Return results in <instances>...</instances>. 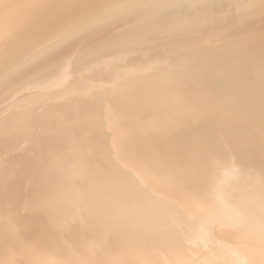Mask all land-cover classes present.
Wrapping results in <instances>:
<instances>
[{
	"label": "bare ground",
	"instance_id": "6f19581e",
	"mask_svg": "<svg viewBox=\"0 0 264 264\" xmlns=\"http://www.w3.org/2000/svg\"><path fill=\"white\" fill-rule=\"evenodd\" d=\"M0 264H264V0H0Z\"/></svg>",
	"mask_w": 264,
	"mask_h": 264
},
{
	"label": "water",
	"instance_id": "95a60500",
	"mask_svg": "<svg viewBox=\"0 0 264 264\" xmlns=\"http://www.w3.org/2000/svg\"><path fill=\"white\" fill-rule=\"evenodd\" d=\"M141 2H142V0H141ZM161 2L163 3L162 5H166V1H161ZM139 4L142 5V3H139ZM183 6L184 5H182V8H183ZM176 11H177V9L173 8V9L168 10V11L166 10L165 12H161L160 11V13L152 14L150 16V18H149V19H151L152 23L151 22L147 23L145 25V27H147V28L152 30V29H154V28L151 27L152 25L155 26L157 24H166V25H170L171 26L172 23H173V18L176 15ZM141 19L142 18H139V19L134 18L133 20L132 19H128L127 21L126 20L122 21L124 27L126 26L125 30H123L122 33L125 34V38L127 40L133 39L134 36H136L139 33V28H142ZM88 28H90V26L89 27L86 26V28H83V30H87ZM126 35H128V37H126Z\"/></svg>",
	"mask_w": 264,
	"mask_h": 264
},
{
	"label": "rangeland",
	"instance_id": "374dc122",
	"mask_svg": "<svg viewBox=\"0 0 264 264\" xmlns=\"http://www.w3.org/2000/svg\"><path fill=\"white\" fill-rule=\"evenodd\" d=\"M119 23H120V25H118ZM121 23L123 24V22H118V23H115V24L113 25L114 27H113V26L108 27L105 33H108V32H109V33L113 34L112 32H114L115 30H116L115 33H117L118 31L122 30L124 26H123ZM119 26H120V27L123 26V27H121V29H120ZM112 27L115 28V30H112ZM116 27H117V28H116ZM109 28H110L111 30H108ZM117 29H118V30H117ZM109 35H110V34H109ZM87 39H88V37H87ZM187 95L190 96L191 93H188ZM107 132H109V131H107ZM109 135H110V134H109Z\"/></svg>",
	"mask_w": 264,
	"mask_h": 264
}]
</instances>
